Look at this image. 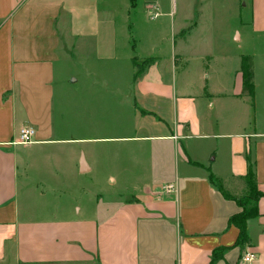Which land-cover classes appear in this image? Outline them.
I'll return each mask as SVG.
<instances>
[{"label":"crops","instance_id":"1","mask_svg":"<svg viewBox=\"0 0 264 264\" xmlns=\"http://www.w3.org/2000/svg\"><path fill=\"white\" fill-rule=\"evenodd\" d=\"M74 63L82 83L64 76ZM129 91L123 134L116 103ZM24 126L32 143H19ZM250 164L264 194V0H0V264H211L221 247L212 264H264V196L236 244L242 207L209 179L242 195ZM127 173L141 196L104 216L99 202L58 203Z\"/></svg>","mask_w":264,"mask_h":264},{"label":"rangeland","instance_id":"2","mask_svg":"<svg viewBox=\"0 0 264 264\" xmlns=\"http://www.w3.org/2000/svg\"><path fill=\"white\" fill-rule=\"evenodd\" d=\"M210 13H211L210 1H208L203 11L204 16L205 15L206 16L202 17V27L199 30V33L197 34L200 37H206L210 33V27H211ZM129 37H144V34H142L141 32L134 31L130 34ZM148 62H151V60H142L140 62H137V64L141 68H143L144 65H146ZM74 64H77V63H74ZM115 67L121 68L120 70L122 71V73L120 76V81H121L123 90H126L125 85L129 84V82L127 81V77L129 76V72H130L129 70L130 62L127 59H120L119 61H117V64ZM192 69L194 71V68ZM67 72H71L72 74H74V76L79 78V82L82 83L83 68L81 64H77V66H72L70 68L67 67V70L64 72V76H66ZM126 94L130 95L132 93L131 91H129L127 93L124 92L123 95L120 94L119 100H121L122 103L120 105L116 103V107L120 113L119 114V117L121 119V123L119 125V127H121L120 130H122L123 134H132L135 129V126L133 127L134 125L133 108L134 107H132L131 104L125 101L124 95ZM113 104H114L113 102L106 101L107 108L108 106L113 107ZM138 107L142 108L140 104H138ZM137 123L142 125V120H138ZM129 130L131 131V133H129ZM138 175L140 176L141 173H139ZM133 181H134V178L130 177L129 173H127L124 176V180H122L121 182V186L120 185L112 186L109 182L105 180L103 184L101 182L99 187H90L87 192V198L89 196L92 199H84V198L83 199H58V203H67L69 205H74L75 210L77 207H80L81 210L83 209L85 210L86 208L88 209V211H94L96 208V202H99L100 216H104L110 213V211H112L115 208V206L118 205V202H123L129 199L132 200L131 198L133 196H138V198L141 196L140 188L135 189L133 187L132 188L128 187V186H131V182ZM75 190L76 189H74V191ZM96 193L100 195V199H94V197L96 196ZM81 196L86 197V195H82V194ZM117 198H120V199H117Z\"/></svg>","mask_w":264,"mask_h":264},{"label":"trees","instance_id":"3","mask_svg":"<svg viewBox=\"0 0 264 264\" xmlns=\"http://www.w3.org/2000/svg\"><path fill=\"white\" fill-rule=\"evenodd\" d=\"M150 62L144 65L141 68L137 63V72L135 74V80H138L144 68L148 66ZM242 73H243V90L242 94L250 96L254 98V69H253V59L251 56H243L242 60ZM210 182L217 189H219L225 197L235 200L240 207H242V211L238 214L233 215L230 220V225H235L239 228V236L237 239V243H246L247 242V233L246 226L248 219L255 217L259 214L257 203L262 196H264L263 192H261L257 186L256 175L253 169V165L250 164L249 170L246 176H244V181L242 184L244 186L245 192L242 195H237L234 193L231 188L226 187V184L222 183V181L218 180L213 174H210ZM228 247H221L216 249L213 252L211 264L214 263L218 258H222L224 256L225 251Z\"/></svg>","mask_w":264,"mask_h":264},{"label":"built area","instance_id":"4","mask_svg":"<svg viewBox=\"0 0 264 264\" xmlns=\"http://www.w3.org/2000/svg\"><path fill=\"white\" fill-rule=\"evenodd\" d=\"M36 134V129L33 126H24L20 130L19 135V143L29 144L34 141V137ZM174 185H169L164 187V191L171 192L175 190ZM243 259L247 262H250L255 259V253L251 251H247L246 254L243 256Z\"/></svg>","mask_w":264,"mask_h":264}]
</instances>
